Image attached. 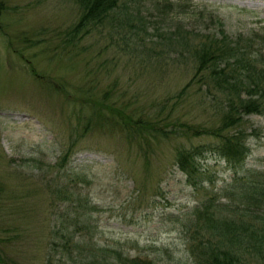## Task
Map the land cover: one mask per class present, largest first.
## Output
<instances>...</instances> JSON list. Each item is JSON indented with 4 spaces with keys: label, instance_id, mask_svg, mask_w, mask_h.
<instances>
[{
    "label": "rangeland",
    "instance_id": "374dc122",
    "mask_svg": "<svg viewBox=\"0 0 264 264\" xmlns=\"http://www.w3.org/2000/svg\"><path fill=\"white\" fill-rule=\"evenodd\" d=\"M122 1L105 25L73 37L77 0H0V264H75L81 240L195 264L191 213L208 198L236 224H264V205L239 201L246 175H264V111L240 127L244 172L207 152L197 185L177 149L216 140L174 134L220 127L225 113L221 93L193 82L188 45L223 29L264 62V0ZM244 256L264 264V253Z\"/></svg>",
    "mask_w": 264,
    "mask_h": 264
},
{
    "label": "trees",
    "instance_id": "16d2710c",
    "mask_svg": "<svg viewBox=\"0 0 264 264\" xmlns=\"http://www.w3.org/2000/svg\"><path fill=\"white\" fill-rule=\"evenodd\" d=\"M82 10L80 20L70 29V35L78 36L84 30H93L105 25L108 18L123 3L122 0H77ZM5 8L0 4V18ZM223 26V24H221ZM2 25L0 23V32ZM188 53L196 61L194 83H202L210 91L221 93L225 113L220 127L188 126L175 135L183 137L206 136L216 140L205 146L191 149L178 148L176 161L189 182L197 185L199 158L207 152H213L225 159L236 170L244 172L245 161L249 155L246 147V131L240 129L245 116L261 114L264 111V62L258 55H252L239 42L233 40L223 29L197 46L188 45ZM186 89L182 93H185ZM215 94V93H214ZM260 95L261 98H255ZM126 129L135 128L156 138L160 135L149 122H131L124 118ZM235 129L234 132L232 130ZM168 135L169 133H163ZM63 165L67 164L70 153L67 152ZM66 163V164H65ZM249 177L246 190L239 195V201L249 209L264 205V175H246ZM234 193L228 194L232 197ZM73 196V195H72ZM216 206L211 198L206 199L192 213V223L196 229L197 243L193 237L192 254L195 264H247L245 253L254 251L264 253V224L262 228L248 224H236L228 215ZM205 236H209L208 239ZM199 238H202L200 241ZM72 256V254H71ZM75 264H154L151 260L130 257L118 249L100 248L92 241L78 242L74 257Z\"/></svg>",
    "mask_w": 264,
    "mask_h": 264
}]
</instances>
